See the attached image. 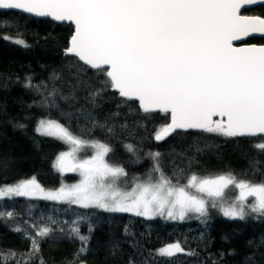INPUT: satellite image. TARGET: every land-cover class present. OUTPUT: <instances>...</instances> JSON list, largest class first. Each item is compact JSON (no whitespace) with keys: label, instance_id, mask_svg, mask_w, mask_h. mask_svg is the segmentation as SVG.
Returning <instances> with one entry per match:
<instances>
[{"label":"snow or ice","instance_id":"6c2138e0","mask_svg":"<svg viewBox=\"0 0 264 264\" xmlns=\"http://www.w3.org/2000/svg\"><path fill=\"white\" fill-rule=\"evenodd\" d=\"M244 5H264V0H0V10H22L56 22H71L74 31L64 52L83 62L79 71H84V66L99 70L107 77L104 87L116 90L125 100L138 101L144 113H170L171 122L156 131V141L177 129H192L225 137L259 138L252 147L264 154V44L235 47L232 43L242 35L264 34V16L240 15ZM0 27L12 25L5 21ZM0 39L29 46L21 37ZM25 87H33L30 80ZM36 87L39 90L40 86ZM54 95L55 89L46 94L43 103L47 105L48 97ZM214 116L220 119L214 120ZM36 131L68 146L57 155L53 167L60 173H78L79 181L45 191L33 177L0 186V200L39 194L46 200L85 209L184 220L189 213L197 214V219L206 217V198H212L211 207H218L229 219L264 217V178L255 180L257 174L264 177V173L254 166L252 179H240L231 172L203 177L192 173L181 184V169L174 173L173 183L161 168V153L152 152L148 155L153 164L146 178L133 177L131 190L122 191L119 184L128 181V173L122 165L109 161L113 151L109 144L76 136L51 119L40 120ZM113 131L107 128L108 134ZM125 148L135 152L133 145ZM89 150L91 155H80ZM230 188L238 189L239 195L230 202L217 203L215 198L223 197ZM15 216L14 211L0 210V219ZM84 219L77 217L68 228V236L81 242L69 264L88 251L89 237L81 235L79 228ZM49 222L55 223L51 218ZM30 227L34 234L23 225L10 229L23 233L22 239L30 241V247L26 252L0 250V264H33L41 241L53 229ZM179 254L197 255L176 241L148 253L145 264H156L155 257L172 260ZM40 264H44L42 257ZM129 264L135 260L130 258Z\"/></svg>","mask_w":264,"mask_h":264},{"label":"trees","instance_id":"16d2710c","mask_svg":"<svg viewBox=\"0 0 264 264\" xmlns=\"http://www.w3.org/2000/svg\"><path fill=\"white\" fill-rule=\"evenodd\" d=\"M243 13L264 16V5ZM5 21L12 27H0V37H21L29 46L0 39V186L34 177L44 188L56 190L69 180L70 175L53 167L57 155L67 145L36 131L42 119L58 121L83 139L109 144L113 149L109 161L122 165L128 177L142 176L152 167L148 155L152 152L161 153V168L173 183L174 173L181 169V184L192 173L203 177L231 172L240 179H252L251 166L264 173V154L252 147L259 138L175 131L156 141L155 133L168 123L169 114L144 113L137 102L125 100L114 89L104 87L107 77L99 70L84 66L85 70L79 71L83 63L64 52L73 31L71 24L0 10V22ZM244 43L264 44V37H251ZM29 80L32 88L25 87ZM54 89L55 95L48 97L49 103L45 105L46 94ZM94 92L99 94L93 96ZM98 125L107 127L102 129ZM109 127L114 129L111 134L107 132ZM129 144L134 146V153L125 148ZM261 178L264 177L257 174L255 180ZM231 194L228 190L223 197L215 198L216 202H230ZM206 199V217L188 215L184 220H169L85 209L43 198H4L0 200V210L14 211L16 216L0 219V250L29 249L30 241L11 228L23 225L34 234L30 225H47L53 231L41 241L33 264H40L41 257L44 264H69L81 242L68 236V228L73 220L83 216L79 228L81 235L89 237L88 251L75 264H129L130 258L135 264H145L148 253L176 241L197 255L179 254L172 260L155 257L156 264H264V217L229 219L218 208L211 207L212 198ZM251 201L252 198L248 200ZM49 218L55 223H50Z\"/></svg>","mask_w":264,"mask_h":264},{"label":"rangeland","instance_id":"374dc122","mask_svg":"<svg viewBox=\"0 0 264 264\" xmlns=\"http://www.w3.org/2000/svg\"><path fill=\"white\" fill-rule=\"evenodd\" d=\"M67 148H68V146H67ZM67 148H66V150H67ZM66 150H64V151H66ZM82 157L83 156H86V155H91V151L89 150V151H87V152H85V153H81L80 154ZM153 164V163H152ZM147 173H148V171H146L145 173H144V175H142V176H131V177H128V181L127 182H121L120 184H119V187H120V189L122 190V191H130L131 190V187H132V178L133 177H139L140 178V180L141 181H143L145 178H146V175H147ZM62 174H68V175H70L69 177L70 178H68L69 180H65L64 182H62V184L61 185H72V184H75V183H77L78 181H79V179H80V177H79V174L78 173H76V172H64V173H62ZM31 179V178H30ZM36 180V179H35ZM36 182L45 190V191H49V189H46V188H44L37 180H36ZM228 190H230V192H232V194L230 195L231 196V199L233 200L235 197H237L238 195H239V190L238 189H235V188H230V189H227V190H225V194L227 193V191ZM193 192H194V190H192ZM198 194V193H197ZM199 195V194H198ZM30 197H34V198H41V196L38 194V195H36V196H30ZM217 198H220V197H217ZM251 197H249V199H250ZM248 199V200H249ZM218 208V207H217ZM218 210H219V208H218ZM221 213V212H220ZM222 214V213H221ZM188 215H197V214H195V213H189ZM179 220V219H178ZM160 248V247H159ZM158 249V248H157Z\"/></svg>","mask_w":264,"mask_h":264},{"label":"water","instance_id":"95a60500","mask_svg":"<svg viewBox=\"0 0 264 264\" xmlns=\"http://www.w3.org/2000/svg\"><path fill=\"white\" fill-rule=\"evenodd\" d=\"M255 6H258V5H244V6H242V8H241V11H240V15H247V14H244L243 13V11L245 10V9H249V8H253V7H255ZM1 11H8V10H1ZM12 11H17V12H21V13H23V14H27V15H30V16H32V17H35V18H40V19H49V20H51V21H53L52 19H51V17H37V16H34V15H32V14H28V13H24L22 10H12ZM53 22H56V21H53ZM56 23H69V24H71V22H67V21H65V22H56ZM72 25V27H73V31H74V25L73 24H71ZM72 31V32H73ZM251 37H264V34H259V33H254V34H250V35H248V36H241L240 37V39H238V40H234L232 43H233V46H235V47H242V46H245V45H251V44H248V43H244V41L246 40V39H248V38H251ZM70 39V38H69ZM69 39H68V41H69ZM252 44H255V43H252ZM256 45H260V44H256ZM78 59V58H77ZM81 63H83V62H81ZM107 66H105V68H106ZM116 91V90H115ZM117 92V91H116ZM118 93V92H117ZM135 102H137V104H138V106H139V103H138V101H135ZM155 112H161V111H159V110H156V111H153V112H151V113H155ZM169 114V121H168V123H170L171 122V115H170V113H168ZM213 119L214 120H219L220 119V117L219 116H214L213 117ZM226 119V118H225ZM167 123V124H168ZM176 131H182V132H184V131H199V130H192V129H189V130H181V129H177ZM174 133V132H173ZM172 134V133H171Z\"/></svg>","mask_w":264,"mask_h":264}]
</instances>
